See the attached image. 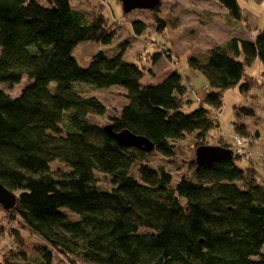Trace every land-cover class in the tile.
<instances>
[{
    "label": "trees",
    "instance_id": "16d2710c",
    "mask_svg": "<svg viewBox=\"0 0 264 264\" xmlns=\"http://www.w3.org/2000/svg\"><path fill=\"white\" fill-rule=\"evenodd\" d=\"M216 1L231 19L245 18L239 0ZM52 4L0 0V84L30 83L17 97L0 88V182L16 196L15 206L0 205V264H264V175L253 153L205 166L191 159L177 181L150 161L156 153L177 158L183 139L195 152L211 146L214 132L224 139L218 112L225 92L238 87L245 98L263 90L248 69L260 62L264 73V30L188 58L207 85L188 113L194 101L178 70L158 85L142 83L155 75L160 52L148 51L139 64L102 51L87 66L78 63L80 43L110 45L117 37L102 1L87 9L72 0ZM161 5L149 11L162 33ZM132 26L145 33L144 22ZM85 85L125 89L127 103L109 125L146 138L154 150L120 147L105 126L92 124L89 116L107 108L83 94ZM235 132L248 148L261 137L246 125ZM35 238L39 247L30 243Z\"/></svg>",
    "mask_w": 264,
    "mask_h": 264
},
{
    "label": "rangeland",
    "instance_id": "374dc122",
    "mask_svg": "<svg viewBox=\"0 0 264 264\" xmlns=\"http://www.w3.org/2000/svg\"><path fill=\"white\" fill-rule=\"evenodd\" d=\"M38 1L45 7L53 5L52 0ZM100 1L105 4L107 13L112 17L113 22L115 21L117 37L110 45L93 41L80 43L73 51L78 63L81 66H87L94 55L102 51L108 57L123 53L125 61L139 64L138 58H142L148 51L160 52L164 57H161L154 66L155 75H145L142 83L147 86L158 85L175 69L178 70L185 77L186 84L191 89L192 96L189 98L194 101L190 108L185 109L188 113L200 106L207 90L205 78L199 72L194 71L196 73L194 77L186 78L185 70L189 67L188 58L196 55V51H207L216 46H224L233 37L242 40L254 39L258 31L264 30V2L258 3L255 0H239L245 17L242 21L231 19L229 12L216 0H162L160 15L168 21V26L162 33L156 30L152 12L149 10H134L127 16L128 18L124 19L122 7L117 0H72L75 8L85 9L98 5ZM135 21H142L146 24L143 35H137L134 32L132 24ZM145 62L147 65L150 64L147 59ZM248 74L254 77L255 82L262 85L260 88L263 90L253 91L245 98L239 94L238 87L226 91L223 107L218 112L219 134L224 139H219L214 132L209 137L208 144L220 147L230 146L229 143H232L238 136L235 132L236 124L246 125L251 131L259 129L261 137L249 147V151L253 153L254 162L264 175L263 161H261V156H264L263 65L258 62L248 69ZM29 84L25 77L19 84H0V88L10 96L17 97ZM81 90L84 95L98 97L107 108L104 116L96 114L89 116L92 124L108 126L114 118L119 116L127 103V91L119 86L95 90L85 85L81 87ZM196 96L199 100L195 98ZM247 141L250 144V139L247 138ZM180 143L186 147L172 161L157 153L150 157L153 165L165 167L173 174L176 181L186 173L191 159H196V152L188 147L191 145L190 139H183ZM227 149L233 152V156L235 155L232 145ZM21 232L29 236L28 231L22 230ZM30 243H33V247H39L41 241L35 238V241ZM12 246L16 247L15 243L10 240L8 247L12 248ZM15 249L17 250V247ZM6 250L8 251V248Z\"/></svg>",
    "mask_w": 264,
    "mask_h": 264
},
{
    "label": "water",
    "instance_id": "95a60500",
    "mask_svg": "<svg viewBox=\"0 0 264 264\" xmlns=\"http://www.w3.org/2000/svg\"><path fill=\"white\" fill-rule=\"evenodd\" d=\"M125 13L134 10H153L162 0H119ZM104 131L114 139L120 147L135 148L142 152H152L154 145L146 138L135 136L129 131L115 133L110 125L105 126ZM233 152L220 146L200 147L196 151V163L198 166L212 165L224 160H233ZM16 204V196L0 182V205L13 207Z\"/></svg>",
    "mask_w": 264,
    "mask_h": 264
},
{
    "label": "built area",
    "instance_id": "2783aa9c",
    "mask_svg": "<svg viewBox=\"0 0 264 264\" xmlns=\"http://www.w3.org/2000/svg\"><path fill=\"white\" fill-rule=\"evenodd\" d=\"M192 93H191V89H189L187 97H191ZM196 99L198 98V96L195 97ZM199 100V99H197ZM232 148H234L235 152V156L239 157V158H243V159H248L251 157V152L249 151V148L246 144V142H244L241 138L236 137L235 140L232 143Z\"/></svg>",
    "mask_w": 264,
    "mask_h": 264
},
{
    "label": "crops",
    "instance_id": "0c3cea01",
    "mask_svg": "<svg viewBox=\"0 0 264 264\" xmlns=\"http://www.w3.org/2000/svg\"><path fill=\"white\" fill-rule=\"evenodd\" d=\"M188 69L185 70V72L187 73L186 74V78L187 79L189 78V76H191V77L193 76L194 77L196 75V73L194 72V70L192 71L189 67H188Z\"/></svg>",
    "mask_w": 264,
    "mask_h": 264
}]
</instances>
